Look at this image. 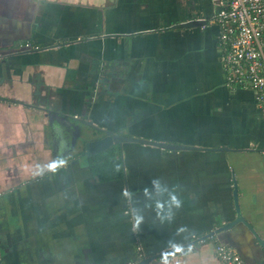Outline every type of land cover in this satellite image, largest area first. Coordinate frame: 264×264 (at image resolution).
Returning <instances> with one entry per match:
<instances>
[{
  "label": "crops",
  "instance_id": "obj_1",
  "mask_svg": "<svg viewBox=\"0 0 264 264\" xmlns=\"http://www.w3.org/2000/svg\"><path fill=\"white\" fill-rule=\"evenodd\" d=\"M219 8L0 0V264L137 263L233 219L234 180L264 238V112L251 89L227 85ZM195 20L207 23L176 27ZM85 121L202 149L98 151ZM111 151L119 170L106 179L91 164ZM218 242L264 264L243 224L149 264H220Z\"/></svg>",
  "mask_w": 264,
  "mask_h": 264
},
{
  "label": "built area",
  "instance_id": "obj_2",
  "mask_svg": "<svg viewBox=\"0 0 264 264\" xmlns=\"http://www.w3.org/2000/svg\"><path fill=\"white\" fill-rule=\"evenodd\" d=\"M221 61L227 85L251 89L264 112V0H217ZM30 48V44H26ZM220 264H245L239 252L218 242Z\"/></svg>",
  "mask_w": 264,
  "mask_h": 264
},
{
  "label": "water",
  "instance_id": "obj_3",
  "mask_svg": "<svg viewBox=\"0 0 264 264\" xmlns=\"http://www.w3.org/2000/svg\"><path fill=\"white\" fill-rule=\"evenodd\" d=\"M207 23L206 21H186L184 23H179L176 25V27L180 28H189V27H194L198 24H205ZM49 116L51 118L55 117L58 120H61L62 122H65L67 124L70 123L68 121L66 116H61L53 111H49ZM85 124L92 127L95 129V136H98L97 140L94 141L92 144L99 147L98 151L107 149L112 146L118 145L120 147L121 153L124 155V143H135V144H140V145H146V146H154L162 149H167V150H173V151H180V150H197V149H202L201 147H196V146H191V145H182V144H172V143H167L164 141H157L153 140L150 138H145V137H137V136H131V135H125L123 131L120 132H115L109 129H104L101 127H98L95 125L93 122H86ZM79 134L78 137H81L84 139L87 135L84 133L76 132ZM89 136V135H88ZM101 136V137H100ZM100 137V138H99ZM215 150H224L223 148H216ZM233 194H234V202H235V210H236V216L233 219H229L224 224L219 225L216 229L210 231L209 233L201 236L198 239H195L194 241H191L190 243H187L185 245H181L178 247H173L170 249H165L164 251H161L159 253H156L154 255L145 257L142 261H139L134 264H149L150 262L159 259L165 255L170 254L171 252H174L178 248H181L183 246H191L194 245L195 243L205 240L207 238L213 237L215 235H218L219 233H222L224 231H230L233 230L236 226L243 224L245 225L255 236V238L259 241L260 245L264 247V238H262L259 233L256 231L255 227L246 219V217L242 213V208L240 205L239 201V189H238V184L234 180V189H233ZM238 251V250H237ZM239 252V251H238ZM239 254L242 256V254L239 252ZM243 258V256H242Z\"/></svg>",
  "mask_w": 264,
  "mask_h": 264
},
{
  "label": "trees",
  "instance_id": "obj_4",
  "mask_svg": "<svg viewBox=\"0 0 264 264\" xmlns=\"http://www.w3.org/2000/svg\"><path fill=\"white\" fill-rule=\"evenodd\" d=\"M91 165L93 170L101 174L103 178H111L114 177L115 173L118 174L119 162L115 159L113 151H111L104 159L92 161Z\"/></svg>",
  "mask_w": 264,
  "mask_h": 264
},
{
  "label": "rangeland",
  "instance_id": "obj_5",
  "mask_svg": "<svg viewBox=\"0 0 264 264\" xmlns=\"http://www.w3.org/2000/svg\"><path fill=\"white\" fill-rule=\"evenodd\" d=\"M131 197H132V196H131ZM128 198H129V196H128ZM130 201H131V199H130ZM131 204H132V203L129 202V207H131Z\"/></svg>",
  "mask_w": 264,
  "mask_h": 264
}]
</instances>
